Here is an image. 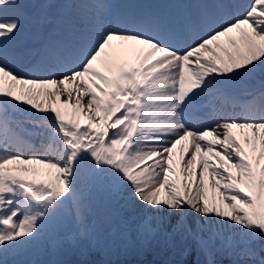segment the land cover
<instances>
[{
    "label": "snow or ice",
    "instance_id": "obj_1",
    "mask_svg": "<svg viewBox=\"0 0 264 264\" xmlns=\"http://www.w3.org/2000/svg\"><path fill=\"white\" fill-rule=\"evenodd\" d=\"M28 7L0 0V264L49 236L99 246L87 223L94 201L115 229L105 247L126 246L117 200L142 213L140 238H191L213 264L228 233L227 247L257 257L264 79L250 82L264 76V0L119 12L69 3L36 48L21 40ZM26 135H43L41 147ZM69 216L78 227L57 236Z\"/></svg>",
    "mask_w": 264,
    "mask_h": 264
},
{
    "label": "rangeland",
    "instance_id": "obj_2",
    "mask_svg": "<svg viewBox=\"0 0 264 264\" xmlns=\"http://www.w3.org/2000/svg\"><path fill=\"white\" fill-rule=\"evenodd\" d=\"M127 3L126 10H156L164 11L171 9L174 5L178 3H186L183 0H122ZM88 2V0H71L70 2L62 0H30L29 16L26 18L25 22V36L28 38L29 45L27 47L33 48L34 44L41 43L49 35L46 32V22L59 10L60 5L65 6L69 3H83ZM191 3V0H189ZM257 87L258 85H253ZM251 87V86H250ZM259 87V86H258ZM24 128L28 127L32 130V126L28 123L23 125ZM35 131L46 135V131L43 128H37ZM41 147L40 144L36 145ZM39 167V166H37ZM111 211L115 214V219L119 218L121 221L119 227L127 232L129 236V241L126 246L120 248H107L105 245V239L107 236L106 231L109 229V234L114 232V226L106 221V219L100 218L98 213L95 211L94 207L87 217L88 225L97 230L101 236V246L104 247L106 251L118 252H130L133 250L135 245H142L143 247L152 249L158 255L160 261L157 264H176L183 263L187 258L190 257V252L192 250L198 251L195 242L188 238L186 240H181L180 237H175L171 241H166L162 234H157L156 236H149L147 238H140L137 235V227L141 222L142 213L137 208L127 207L124 205L123 200L113 201L111 203ZM104 217V214H101ZM105 218V217H104ZM188 222L192 223V218L188 217ZM194 226V225H193ZM78 227L77 221L74 217L69 216L64 219L57 228V236H64L67 233H71ZM170 230V229H169ZM230 234L225 233V242L217 241L216 244H225V253L227 257L231 260L230 264H253L255 259L258 264V260L261 256H264V252L261 251V243L258 242L253 245L254 250L258 253L257 257H249L240 255L241 250L244 245L237 244L233 248L227 247V237ZM110 237V236H109ZM76 247L68 242L61 243L58 246H53L51 243V237H46L45 241L40 245L29 249L28 251L21 253L16 256L7 257L8 264H43L46 259V254H56L59 250ZM94 247V246H93ZM84 249V248H83ZM187 250V254H185ZM213 264H218L217 260L212 258ZM209 257L201 254L199 252V257L197 261L200 264H208ZM221 261V257L219 259Z\"/></svg>",
    "mask_w": 264,
    "mask_h": 264
},
{
    "label": "trees",
    "instance_id": "obj_3",
    "mask_svg": "<svg viewBox=\"0 0 264 264\" xmlns=\"http://www.w3.org/2000/svg\"><path fill=\"white\" fill-rule=\"evenodd\" d=\"M93 207L100 218L105 219L101 215L103 212L98 209L95 201ZM116 220L120 225L119 218H116ZM106 232L110 236L109 229ZM109 236L106 237L104 242L108 243ZM198 257L199 252L192 250L190 257L184 261V264H194ZM219 257H221V261L218 260ZM45 258L43 264H157L160 261L154 250L140 245H135L130 252L118 253L110 250L106 251L101 245L94 246L90 250H84L76 246L59 250L56 254H46ZM212 258L217 260L218 264H230L231 262L225 253V244H216L212 252Z\"/></svg>",
    "mask_w": 264,
    "mask_h": 264
},
{
    "label": "bare ground",
    "instance_id": "obj_4",
    "mask_svg": "<svg viewBox=\"0 0 264 264\" xmlns=\"http://www.w3.org/2000/svg\"><path fill=\"white\" fill-rule=\"evenodd\" d=\"M64 1H68L70 2L71 0H62V3ZM186 3H189V0H183ZM24 3H26L29 7H28V11L30 9V0H23ZM104 3L108 4L110 6V10L113 12H119V11H123L126 10V6L127 3H125L122 0H103ZM191 2H193V0H191ZM64 4V3H63ZM66 12L65 7L61 4L59 7V10L55 13L54 16H51L47 22H46V32L48 33V35H51L52 33H54L57 28L60 26V22L64 16V13ZM26 22H24V26H25ZM25 36V28L22 31L21 34V40L22 42L27 46L29 45V41L27 37ZM40 43L34 44L33 48L39 47ZM264 79V76L257 74L254 78H252L250 84L251 87H254L253 85H260L261 80ZM16 119H24V117L21 114H17ZM27 129H29L28 127H26ZM37 130V129H36ZM35 131V130H34ZM38 132V131H37ZM45 135V134H44ZM25 139L27 140V142L29 144L33 143V142H37L39 144H42V139H43V135H26Z\"/></svg>",
    "mask_w": 264,
    "mask_h": 264
}]
</instances>
